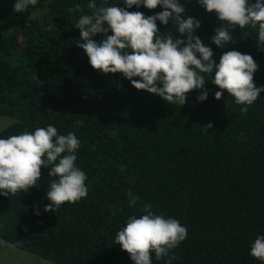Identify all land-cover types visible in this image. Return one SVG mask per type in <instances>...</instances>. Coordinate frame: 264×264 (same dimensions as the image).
<instances>
[{"label":"trees","instance_id":"1","mask_svg":"<svg viewBox=\"0 0 264 264\" xmlns=\"http://www.w3.org/2000/svg\"><path fill=\"white\" fill-rule=\"evenodd\" d=\"M89 2L37 0L15 12V0H0V116L13 119L0 138L48 124L61 135L73 132L81 141L76 166L88 188L80 201L45 211L55 177L42 167L38 186L0 195V241L49 264H134L115 235L151 204L188 233L168 256L156 260L153 253L152 264H264L250 255L255 238L264 235V91L241 114L244 105L226 91L215 99L220 89L213 74H205L206 100L197 99L204 89H195L180 106L137 90L120 73L93 69L77 46L83 41L75 27L91 14ZM95 2L126 7L124 0ZM179 3L183 18L201 22L194 35L213 49L217 63L229 50L250 54L259 66L254 82L264 85L257 29L236 26L233 41L221 48L211 40L221 23L216 13L198 0ZM77 4L80 10L70 12ZM127 10L149 16L163 8ZM156 23L160 33L180 36L173 21ZM129 191L139 197L135 206Z\"/></svg>","mask_w":264,"mask_h":264},{"label":"clouds","instance_id":"2","mask_svg":"<svg viewBox=\"0 0 264 264\" xmlns=\"http://www.w3.org/2000/svg\"><path fill=\"white\" fill-rule=\"evenodd\" d=\"M198 3L207 12H215L221 22L211 37L215 45L223 48L231 43L236 26L240 29L251 26L258 30V48L264 47V0H198ZM36 4L37 0H15L14 11L24 12ZM124 4L126 7L97 6L95 0H90L87 7L91 14L81 15L75 25L83 41L77 46L85 51L93 69L105 74L120 73L137 90L157 94L180 106L186 103L187 93L195 89H204L197 99L206 100L205 74H213L211 81L220 89L215 92V99L220 100L226 91L236 104L244 105L241 114H246L248 106L264 91V85L258 87L254 82L259 66L252 55L229 50L223 52L217 63L213 49L194 35L201 22L191 16L183 18L185 8L179 0H124ZM133 5L148 9L161 6L163 10L145 16L141 11L127 10ZM74 10L79 11L80 5L69 9ZM157 20L164 25L173 21L180 36L173 38L170 32L160 33ZM98 33L104 38L94 39ZM212 126L209 122L206 128ZM80 146L81 141L73 132L61 135L52 124L0 138V195L28 192L38 186L41 169L47 167L49 176L55 179L46 193L51 203L44 210L54 211L66 202L80 201L88 194L87 176L76 166ZM127 195L130 206H135L139 197L130 191ZM142 211L144 214L139 217L128 218L116 233L115 244L129 254L134 264H152L153 253L156 260L168 256L188 233L177 219L154 213L151 204H145ZM250 255L264 262V235L255 238Z\"/></svg>","mask_w":264,"mask_h":264},{"label":"rangeland","instance_id":"3","mask_svg":"<svg viewBox=\"0 0 264 264\" xmlns=\"http://www.w3.org/2000/svg\"><path fill=\"white\" fill-rule=\"evenodd\" d=\"M13 122L7 116H0V130ZM0 264H49L33 254L25 253L0 241Z\"/></svg>","mask_w":264,"mask_h":264}]
</instances>
